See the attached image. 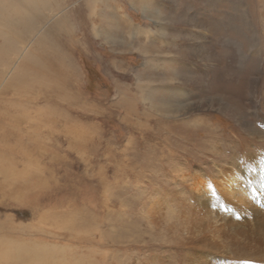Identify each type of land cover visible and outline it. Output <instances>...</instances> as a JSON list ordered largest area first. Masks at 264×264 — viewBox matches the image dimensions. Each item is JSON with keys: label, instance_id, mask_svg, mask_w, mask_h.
Segmentation results:
<instances>
[{"label": "rangeland", "instance_id": "1", "mask_svg": "<svg viewBox=\"0 0 264 264\" xmlns=\"http://www.w3.org/2000/svg\"><path fill=\"white\" fill-rule=\"evenodd\" d=\"M33 1L0 2V243L38 264H264V0H45L47 20Z\"/></svg>", "mask_w": 264, "mask_h": 264}, {"label": "bare ground", "instance_id": "2", "mask_svg": "<svg viewBox=\"0 0 264 264\" xmlns=\"http://www.w3.org/2000/svg\"><path fill=\"white\" fill-rule=\"evenodd\" d=\"M30 1H33V0H30ZM0 2L2 3V2H6V0H0ZM11 2V0H7V3H10ZM34 2V1H33ZM0 3V10L1 11H3L2 13H4V10L5 9H7V7H5L4 6V4H1ZM16 3V2H15ZM12 4V3H11ZM10 4V5H11ZM18 4V3H17ZM52 6V5H51ZM45 7H47L46 5H45ZM20 8V7H19ZM21 10H23L22 8H20ZM15 10H17V9H15ZM21 10H20V13L21 14H23L22 12H21ZM57 10V9H56ZM12 11V10H11ZM18 11V10H17ZM44 11V10H43ZM58 11V10H57ZM8 12V11H7ZM24 12V11H23ZM18 13H19V11H18ZM0 14H1V12H0ZM15 14H17V12L15 13ZM44 14H45V12H44ZM44 14H43V17H46V15L44 16ZM3 15V14H2ZM1 15V16H2ZM5 15H7V14H5ZM22 16V15H21ZM34 14H33V18H34ZM3 17V16H2ZM9 17V16H8ZM14 18H15V16H13ZM12 17V18H13ZM29 18H30V16H28ZM27 17V18H28ZM36 17V16H35ZM42 17V18H43ZM1 18V17H0ZM17 18V17H16ZM29 18H28V20H29ZM32 19V18H31ZM45 19V18H44ZM51 19V18H50ZM8 20V19H7ZM47 20V19H46ZM5 21V20H4ZM3 24V23H2ZM5 24V23H4ZM2 31V30H1ZM9 41H11V40H9ZM8 41V42H9ZM8 42H6V44L8 43ZM14 42H16L15 40H14ZM12 42H10V46L12 45L11 44ZM4 45H5V43H4ZM8 45V44H7ZM14 46H15V44H13ZM12 45V46H13ZM16 47V46H15ZM11 48H13V47H11ZM17 48V47H16ZM21 48V47H20ZM2 55V54H1ZM7 55H9V54H7ZM6 56V55H5ZM7 57V56H6ZM8 57H10V56H8ZM1 58V57H0ZM3 59V58H2ZM5 59V58H4ZM29 60L31 59L32 60V58H28ZM5 61V60H4ZM27 63V62H26ZM29 63V62H28ZM27 63V64H28ZM2 64V63H1ZM31 64H32V61H31ZM32 65H34V64H32ZM6 66V65H5ZM43 66V67H42ZM47 66V67H46ZM50 66H54V65H50L48 62H43L42 64L41 63H39L38 64V66H36L37 67V69H34L35 70V74H37L38 73V71H41L42 69H45V68H51ZM29 67V66H28ZM30 67H32V66H30ZM33 67H35V66H33ZM61 67V66H60ZM26 67L24 66L23 67V69H25ZM29 69H31V68H29ZM40 69V70H39ZM48 72H53V75H52V78H51V80H54V78H58L59 76H60V74L58 73V72H55V71H50L49 69L46 71V73H45V75L41 78V79H39V81H41V82H45V80L47 79L46 78V75L48 74ZM24 77V76H23ZM64 77V76H63ZM55 79V80H56ZM38 81V80H37ZM17 82V81H16ZM20 90V89H19ZM19 102V101H18ZM18 102H17V104H18ZM15 103V102H14ZM19 103H21V102H19ZM16 104V103H15ZM21 105V104H20ZM5 107H7V106H5ZM18 107H19V105H18ZM17 107V108H18ZM22 107V106H21ZM20 108V107H19ZM23 108V107H22ZM2 109H4V108H2ZM10 109V108H9ZM12 109V108H11ZM5 110V109H4ZM14 110H15V108H14ZM20 110V109H19ZM16 111V110H15ZM18 111V110H17ZM13 112V111H12ZM19 112V111H18ZM4 116H6V115H4ZM3 117V116H2ZM9 118H10V116H9ZM8 120V119H7ZM19 121V120H18ZM9 122H11V121H9ZM14 122V121H13ZM7 124V123H6ZM5 124V125H6ZM14 124V123H13ZM17 124V123H16ZM7 126V125H6ZM15 127V126H14ZM5 128V127H4ZM16 128V127H15ZM39 128L40 127H38V130H39ZM37 129V128H36ZM7 131H8V129H6ZM6 132V131H5ZM10 133V132H9ZM3 134V133H2ZM6 134V133H5ZM5 136V135H4ZM10 136V135H9ZM2 137H3V135H2ZM2 144V143H1ZM1 158V157H0ZM9 159V158H8ZM3 162V160L1 161V163ZM2 169V168H1ZM0 169V170H1ZM3 170V169H2ZM1 170V171H2ZM8 171V170H7ZM9 172H10V170H9ZM0 173H2V172H0ZM6 173V172H5ZM237 173L238 172H235V173H233V177H231L230 176V179H229V182L227 183V184H225L224 185V188L227 190V193L230 195V196H232L235 200H238V196H239V193H238V191H239V184H240V180H241V178H240V176L239 175H237ZM8 174H10V173H8ZM7 174V175H8ZM2 176H3V173H2ZM6 177V176H5ZM4 177V178H5ZM3 179V178H2ZM7 179V178H6ZM6 181V180H5ZM7 181H10V180H7ZM243 183V182H242ZM22 185V184H21ZM250 185H252V184H250ZM25 189V188H24ZM210 190V187H203V186H200V191L202 192V193H207L208 191ZM242 216V215H241ZM241 216H239L240 218H242ZM5 225L4 224H1L0 225V231H3L4 232V229L5 230H7L5 227H4ZM10 231V230H9ZM6 233H10V232H7V231H5ZM2 240H0V242H1ZM14 240L13 239H6V240H4L2 243H0V264H10L11 262H13V261H11L10 263H8V258H7V260H5V257H7V256H5V257H1V255L2 254H5V255H8V253L10 252V256H14V255H11V251L13 250H15V252L16 251H18L17 253H15L16 255L14 256V259L13 260H16L17 261V263L18 264H26V260H25V256L27 255H24L25 253H24V251L23 250H27L26 248H24L23 246H25V244H23L24 243V241L22 242V241H20L22 244H23V248L21 249V246H20V244L19 243H17V242H19V240L17 241L16 239H15V241H17V242H13ZM28 242V241H27ZM30 243V242H29ZM28 243V244H29ZM32 244H33V242H32ZM20 246V247H19ZM32 246V245H31ZM30 248H32V247H30ZM34 248V247H33ZM28 253V252H27ZM33 253H35V252H33ZM29 255H31V253L29 254ZM43 255V254H42ZM24 256V257H23ZM35 256V255H34ZM27 257H30V256H28L27 255ZM26 257V258H27ZM11 259H12V257H11ZM31 260V262H34L35 261V263L36 264H38L39 262H41L42 261V257H39V256H37V257H35V258H33V257H30V258H27V260ZM262 260V259H261ZM16 261H14L13 262V264L16 262ZM16 263V264H17ZM31 264V263H30Z\"/></svg>", "mask_w": 264, "mask_h": 264}, {"label": "crops", "instance_id": "3", "mask_svg": "<svg viewBox=\"0 0 264 264\" xmlns=\"http://www.w3.org/2000/svg\"><path fill=\"white\" fill-rule=\"evenodd\" d=\"M61 1H63L64 3H66V2H69V1H67V0H60L59 2H61ZM41 2H44V6H42L41 8H42V10H44L43 12H45V11H49L50 9H51V14L52 13H55V12H59V10H60V7H59V5L56 3V4H52V6H49L48 4H46V2H45V0H42ZM88 3V2H87ZM86 3V4H87ZM38 4H39V2H38ZM60 4V3H59ZM45 5L47 6V7H45ZM90 5V4H89ZM60 6H61V8H62V4H60ZM48 8V9H47ZM58 11H57V10ZM44 16H45V14H44ZM47 17V16H46ZM46 17H44L45 19H46ZM44 19V20H45ZM82 25V27H83V25H84V23L83 24H81Z\"/></svg>", "mask_w": 264, "mask_h": 264}, {"label": "snow or ice", "instance_id": "4", "mask_svg": "<svg viewBox=\"0 0 264 264\" xmlns=\"http://www.w3.org/2000/svg\"><path fill=\"white\" fill-rule=\"evenodd\" d=\"M262 181H264V177H262ZM262 187H264V183H262V185H261Z\"/></svg>", "mask_w": 264, "mask_h": 264}]
</instances>
